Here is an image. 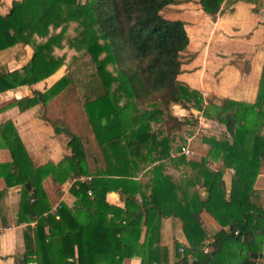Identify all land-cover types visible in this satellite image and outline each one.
<instances>
[{
    "label": "trees",
    "instance_id": "obj_1",
    "mask_svg": "<svg viewBox=\"0 0 264 264\" xmlns=\"http://www.w3.org/2000/svg\"><path fill=\"white\" fill-rule=\"evenodd\" d=\"M195 1L213 18L223 2ZM174 2L19 0L12 2L7 14H0V50L19 43L33 50L31 61L22 68L0 70V92L35 83L38 72L43 70L46 75L63 64L78 60L79 51L89 55L103 89L101 94L84 102L82 113L100 147L104 169L98 170L91 181H76L69 189L78 198L77 204L88 189L92 191L93 207L82 204L84 207L78 211L84 214L85 221L75 220L73 211L65 205L46 217L37 212L45 194L40 179L34 181L35 176L28 179L33 187L31 194L25 184L22 188L19 213L37 216V230L49 226L48 237L42 241L58 237L59 247L55 251L60 264H122L123 259L136 250L144 251L141 264H167L164 248L156 243V221L169 215L182 221L189 243L183 248L181 259L174 264H253L250 256L262 251L264 209L255 204L252 197L254 182L264 165V66L254 103L226 99L218 105L211 101L205 104L204 95L177 80L181 71L180 53L187 47L189 38L183 20L167 18L162 12L164 7ZM70 24H74L76 30L73 36L68 35ZM68 73L44 92L33 91L31 97L16 100L13 104L24 110L44 103L71 82ZM131 101L146 105L152 103L154 109H146V113H142L144 118L139 121L138 116H132L131 108L126 107ZM172 104L200 108L202 116L224 124L229 136L203 138L209 145L207 156L189 161L192 174L180 183L163 172L162 163L154 165L150 192L145 195L130 179L137 169L135 157L154 152L156 156L150 161H161L170 156V143L174 139L170 133L180 130L184 124L171 113ZM162 113H165L164 134L156 133L151 127V122L158 119L156 115ZM130 125L135 126L123 133L122 129ZM53 126L57 132L62 130L70 134L65 126L58 127L54 122ZM0 134L12 157V162L1 166L7 172L16 171L20 177L25 175L32 164L13 124L10 121L4 123ZM67 145L72 155L59 164L64 173L61 172L62 176L53 174L54 179L61 183L72 173L78 176L85 173L82 141L72 134ZM208 158L219 168L209 167ZM226 168L234 171L228 199L209 209V213L222 227H227V231L221 229L217 232L210 251L204 252L203 240L207 234L202 227L200 213L211 196L213 185H223L222 176ZM42 171L44 168L37 167L34 172ZM201 183L207 192L205 201L196 193L192 197L178 195V190L183 194L188 185ZM118 188L127 195V208L116 222L115 217L122 211L109 206L105 195ZM136 192L141 195L139 204L134 202ZM108 212L113 214L111 221L107 219ZM141 216L145 217L146 231L144 241L139 244ZM75 245L78 247L76 258ZM228 250L231 255L226 261L223 253ZM41 253L39 251V255ZM189 254L194 257L191 262L188 261ZM39 259L37 256V263L42 264ZM29 260L25 254L24 264Z\"/></svg>",
    "mask_w": 264,
    "mask_h": 264
},
{
    "label": "crops",
    "instance_id": "obj_2",
    "mask_svg": "<svg viewBox=\"0 0 264 264\" xmlns=\"http://www.w3.org/2000/svg\"><path fill=\"white\" fill-rule=\"evenodd\" d=\"M13 1L19 0H0L1 15L9 12ZM259 1L223 0L215 18L203 12L195 0H175L174 3L163 8L162 12L167 14H165L167 18L181 19L185 22L189 38L186 49L181 53L184 59L181 58V71L177 75V80L181 84L198 90L202 95L206 92L209 96L217 99L219 104L226 99L245 103H254L256 101L264 66V6L259 5L257 7V2ZM17 47L24 50L20 59L12 56L9 57L7 62L5 58H2L5 54L15 53L16 51L14 50L18 49ZM30 50L31 47L21 43L2 49L0 50V64L7 63V71L19 69L29 61L28 58L32 57V50ZM11 62L12 64L10 65ZM58 69L59 71H57ZM58 69L54 71L53 75H62L66 65L63 64ZM59 77L55 78L58 79ZM56 79H52L51 82L49 81L50 79H46L49 82L45 84V88H49ZM43 87H39V82H37L0 92V127L8 121L13 124L25 148L28 160L32 164L27 173L21 177L14 170L7 172L1 165L12 162V157L5 140L2 139L0 134V225L3 227L0 233V264H24L25 254L30 259L29 261H33L35 264H38L37 256L42 264H45V262L48 264H60L56 259L57 254L55 251L59 247L58 237H53L51 241L49 239L42 241L48 235L49 226L45 225L42 229L38 228L37 230V216L35 217L29 213H19L23 185H29V187L27 186L30 189L29 194L33 190V187L28 182L29 178L35 176L34 181L36 182L40 179V185L45 196L41 205H39L41 208H37L36 211L45 217L48 213L55 214L61 205H65L73 211L75 220L83 222L85 221L84 214L78 212L84 207L82 204L88 208L93 207L94 197L91 198L84 195L80 204H77L78 198L69 189L76 181H91L94 177L93 175L100 170L97 167L99 163L96 162V155L94 154L90 157L91 153L87 154L88 160L92 158L95 160L93 165L88 163L90 167L87 174L84 173L78 176L72 173L62 183L55 180L53 174L56 173V175L62 176L64 173L59 164L65 157L72 155V150L67 145L69 139H65L68 134L62 130L55 131L53 122H56L40 116L41 107L39 104L24 110H21L17 105H9L10 101L14 102L24 97H31V91L33 90L43 91ZM173 106H177V109L173 108ZM178 108H181L179 104H173L170 107L171 113L175 116L182 115L178 111L183 108L179 110ZM207 121L210 124L212 123V120L207 119ZM218 124L221 127L220 130L229 135L225 125ZM81 128L86 129V131H81ZM81 128L78 133L85 136L86 140L83 143L88 144L91 142L93 148H98L99 146L90 127L88 129L81 125ZM68 131L70 136L77 133L71 129H68ZM201 144L202 152H192L191 160H200L209 152L208 144L203 142ZM94 151L100 153V151ZM178 154L173 153L170 149L168 158L147 163H145V159L154 157L156 155L154 152L144 156L143 154L142 156L138 155L135 157L138 161V167L135 175L131 176L130 179L140 186L142 193L148 195L150 192L149 184L152 177V167L161 162L165 174L170 175L176 182L185 181L186 176L188 178L192 174V170L188 164L181 163L182 160L177 157ZM50 165L53 166V169ZM213 165L211 166L212 169L219 168L217 163L214 162ZM37 167L44 168V171L36 174L34 171ZM233 173L234 171L230 168L224 169L222 176L223 185L221 187L216 184L213 185L211 196L206 201L207 192L203 183L188 185L184 188L186 192L183 194L178 190L179 196L187 194L188 197H192L196 193L201 200L205 201L200 213V220L207 234L203 240V246L207 245L209 247L208 251H210V244L213 242L215 234L221 229L227 231V227H222L209 213V209L228 199ZM22 177L25 178L23 182ZM253 187L252 200L264 209V165L257 175ZM126 196L122 188L111 189L105 195V201L109 206L119 208L122 211L118 212L117 218L115 217L116 222L121 219L122 213L126 212ZM140 201L141 195L136 192L134 202L139 204ZM55 216L59 219L58 215ZM107 219L111 221L113 214L108 212ZM157 223L158 236L156 240L158 242L156 243L164 248L168 260L167 264H174L182 256V253L176 247L189 246L182 229V221L178 217L169 215L162 216L158 222L156 221ZM139 225L141 232L138 236V243L140 244L145 239L146 225L144 216H141ZM77 249L78 247L75 245V258L78 255ZM39 251L44 253V255L42 253L39 255ZM223 255H225V260L228 261L231 253L228 250ZM143 257L144 251L136 250L130 257L124 258L122 264H141ZM250 258L253 264H264V244L262 251L258 255H251ZM188 259L189 262L194 260L192 254L188 255ZM68 260L72 261L70 258Z\"/></svg>",
    "mask_w": 264,
    "mask_h": 264
},
{
    "label": "rangeland",
    "instance_id": "obj_3",
    "mask_svg": "<svg viewBox=\"0 0 264 264\" xmlns=\"http://www.w3.org/2000/svg\"><path fill=\"white\" fill-rule=\"evenodd\" d=\"M79 1L81 2L83 0H79ZM257 1H259V0H257ZM257 5H258L257 7H259V5L264 6V1L260 0L259 2H257ZM163 14H164V16L167 15L166 13H163ZM74 31H76L74 24H70L68 27V35L73 36L75 34ZM17 48L18 49L14 50L17 52V53L15 52L16 54L14 52L10 53V54H5L2 56V58L3 59L5 58L6 61L9 59V57H12V56H14V57L16 56L17 57L16 59H20L21 54L23 55L24 50L20 49V47H17ZM31 50H32V48H31ZM183 51H181V53ZM181 53H180V57L182 59H184L183 58L184 56H182ZM32 54H33V50H32ZM31 58H28L29 61L27 63H29L31 61ZM182 59H181V61H182ZM13 62L15 63V61H13ZM11 64H12V62L10 63V65ZM6 65H7V63H4L2 65L0 64V70L1 71L7 70ZM66 66H67L66 69H64V71H62L63 72L62 75L69 72L68 77L71 78V82L66 87H64L63 90H61L59 93H57L55 96H53L49 99L47 98L45 100V102L42 104L38 103L39 106L41 107V110H40L41 115L40 114L39 115L43 118H48V120L49 119L54 120L59 127L65 126L67 129H69V130L71 129L73 132H77V133H74L73 135L78 136L83 143L86 140V138L84 135L82 136L80 133H78V131L81 128V125H84L88 129L90 127L88 121L84 118V114H83L84 112L82 113L83 104L87 100L93 99L98 94H101L103 89L101 87L100 80L97 76V73L95 70V65L90 60V57L86 52L79 51L78 60H76V61L73 60V62L67 63ZM9 67H12V66H9ZM42 71L43 70H41L40 72L37 73L38 81H36L35 83L39 82V87L44 86L43 87L44 90L43 91L36 90L37 92L38 91L44 92L47 89V88H45V84H48L49 81L51 82L52 79H56L55 77H57V76L59 77V75H60V74H54L53 75L54 72H51V73L45 75L46 72L44 73ZM57 71H59V69ZM62 75H60V77ZM46 79H50V80L47 81ZM33 91H31L32 95H33ZM24 98H26V97H24ZM24 98H22V99H24ZM209 101H211L212 103H215L217 105L219 104V101L217 99H214L213 97L209 96V94H207L205 92L204 103L207 104V103H209ZM14 102L10 101L9 105L10 104L14 105L13 104ZM179 106L181 108H178V110L183 108L182 110H180L181 112L178 111L179 113H182V115H179V116L177 115L176 117L181 119V121L183 120L184 124L181 125L180 130H173L170 133L172 138L174 137V139H171L173 141H171V143H170V147H171L170 149L175 154L179 153L177 157L181 158V160H182L181 163L188 164V162L191 161L190 157L192 155V152H194V153L202 152V148H201L202 144L201 143L202 142L205 143L203 141V138L210 137V136H216V137L222 136L223 137V136H229V135H227L225 132L220 130L221 127L218 124L219 122L212 120L208 117H205V115L203 116V118H205L204 121L202 123H200V121H202V119H203L202 116L200 115L201 114V110H199L200 108L197 109L198 107L195 108V107L191 106L192 109H190L187 107L184 108L181 105H179ZM126 107L131 108V112L133 113L132 116L133 117L138 116L139 121H141L144 118L142 113H146V109H148V110L154 109L152 106V103L148 104V105L136 104V103H133V101L129 102L126 105ZM173 108L177 109V106H173ZM178 112H176V113H178ZM164 115H165V113H162L160 116L156 115V117L158 119L151 122L152 130L155 131L156 133L158 131L161 132L162 134L165 133L164 131L166 129V126L164 124V118H165ZM207 119L212 120V123L210 124V122H208V121L206 122ZM134 126L135 125H130L128 127L123 128L122 129L123 133L130 131ZM80 130L86 131V129H84V128H81ZM162 134H160V135H162ZM70 138H71L70 135L65 136V139L70 140ZM205 144H207V143H205ZM183 145L187 146V148L189 147L188 149L191 151V154L189 156H185L181 153V146H183ZM207 147H209V145ZM83 148L85 151V158H86L85 167H84L85 173L86 174L88 173V170L90 167L88 165V163L93 165L95 162V160L93 158L90 160L87 159V154H90V153H91L90 157L93 156L94 154L96 155V158H97L96 162L99 163V165L97 167H99L100 169L103 170L104 169V166H103L104 165V159H103L100 147L93 148V146L90 142L88 144L83 143ZM94 150L100 151V153H97ZM154 157H150V159H145V163L154 162V161H150ZM212 161L213 160L208 158L207 164L209 167L214 166L213 165L214 162H212ZM159 163H161V162H159ZM186 179H187V176H186ZM176 248H178L179 252H181L183 254V251H180V249L184 248V247H178L177 246Z\"/></svg>",
    "mask_w": 264,
    "mask_h": 264
},
{
    "label": "built area",
    "instance_id": "obj_4",
    "mask_svg": "<svg viewBox=\"0 0 264 264\" xmlns=\"http://www.w3.org/2000/svg\"><path fill=\"white\" fill-rule=\"evenodd\" d=\"M204 97H205V94H204ZM202 116V114H200ZM181 153L184 154L185 156H189L191 154V151L187 148V146H181ZM85 195L88 196V197H94L93 196V193L90 189H88L86 192H85ZM3 230V227L0 225V233L2 232ZM235 233H237V231H235ZM209 250V247L207 245H204L203 246V251L204 252H207ZM180 251H183V248L180 249ZM25 264H35L33 261H27Z\"/></svg>",
    "mask_w": 264,
    "mask_h": 264
},
{
    "label": "water",
    "instance_id": "obj_5",
    "mask_svg": "<svg viewBox=\"0 0 264 264\" xmlns=\"http://www.w3.org/2000/svg\"><path fill=\"white\" fill-rule=\"evenodd\" d=\"M29 187V185H27Z\"/></svg>",
    "mask_w": 264,
    "mask_h": 264
}]
</instances>
